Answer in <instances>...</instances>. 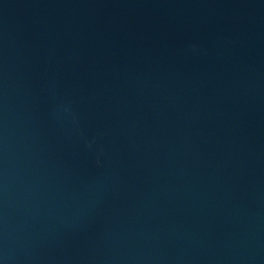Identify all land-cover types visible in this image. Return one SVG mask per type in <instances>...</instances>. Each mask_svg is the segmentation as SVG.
<instances>
[{
	"label": "water",
	"instance_id": "1",
	"mask_svg": "<svg viewBox=\"0 0 264 264\" xmlns=\"http://www.w3.org/2000/svg\"><path fill=\"white\" fill-rule=\"evenodd\" d=\"M0 264H264V0H0Z\"/></svg>",
	"mask_w": 264,
	"mask_h": 264
}]
</instances>
